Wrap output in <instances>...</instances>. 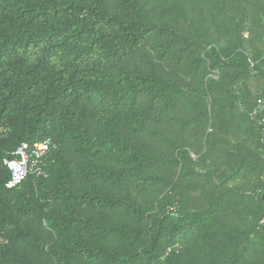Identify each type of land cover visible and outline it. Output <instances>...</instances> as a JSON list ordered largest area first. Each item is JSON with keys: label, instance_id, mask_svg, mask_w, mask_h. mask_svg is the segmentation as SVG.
Listing matches in <instances>:
<instances>
[{"label": "trees", "instance_id": "obj_1", "mask_svg": "<svg viewBox=\"0 0 264 264\" xmlns=\"http://www.w3.org/2000/svg\"><path fill=\"white\" fill-rule=\"evenodd\" d=\"M263 17L0 0V264H264ZM48 137L41 173L7 187L4 160Z\"/></svg>", "mask_w": 264, "mask_h": 264}, {"label": "built area", "instance_id": "obj_2", "mask_svg": "<svg viewBox=\"0 0 264 264\" xmlns=\"http://www.w3.org/2000/svg\"><path fill=\"white\" fill-rule=\"evenodd\" d=\"M254 96L249 116L261 128V151L264 153V85L256 89ZM56 149V142L49 137L32 143H21L14 151L13 157L4 160L10 172V179L6 186H15L29 172L41 173L44 159ZM261 223H264V218Z\"/></svg>", "mask_w": 264, "mask_h": 264}, {"label": "rangeland", "instance_id": "obj_3", "mask_svg": "<svg viewBox=\"0 0 264 264\" xmlns=\"http://www.w3.org/2000/svg\"><path fill=\"white\" fill-rule=\"evenodd\" d=\"M263 21H264V17H263ZM222 177H223V174L221 173V174L218 175L217 180L222 178Z\"/></svg>", "mask_w": 264, "mask_h": 264}, {"label": "water", "instance_id": "obj_4", "mask_svg": "<svg viewBox=\"0 0 264 264\" xmlns=\"http://www.w3.org/2000/svg\"><path fill=\"white\" fill-rule=\"evenodd\" d=\"M262 197L264 198V191H263V195H262Z\"/></svg>", "mask_w": 264, "mask_h": 264}]
</instances>
